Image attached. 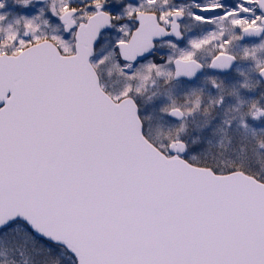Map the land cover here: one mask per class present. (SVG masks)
<instances>
[{
  "label": "snow or ice",
  "instance_id": "1",
  "mask_svg": "<svg viewBox=\"0 0 264 264\" xmlns=\"http://www.w3.org/2000/svg\"><path fill=\"white\" fill-rule=\"evenodd\" d=\"M0 264H264V0H0Z\"/></svg>",
  "mask_w": 264,
  "mask_h": 264
}]
</instances>
